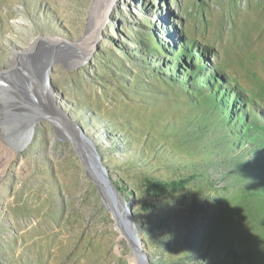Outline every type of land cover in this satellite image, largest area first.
<instances>
[{"label":"rangeland","instance_id":"374dc122","mask_svg":"<svg viewBox=\"0 0 264 264\" xmlns=\"http://www.w3.org/2000/svg\"><path fill=\"white\" fill-rule=\"evenodd\" d=\"M110 1L0 0V72L28 35L64 38L54 104L134 230L44 114L24 146L0 132V264H264V0Z\"/></svg>","mask_w":264,"mask_h":264},{"label":"bare ground","instance_id":"6f19581e","mask_svg":"<svg viewBox=\"0 0 264 264\" xmlns=\"http://www.w3.org/2000/svg\"><path fill=\"white\" fill-rule=\"evenodd\" d=\"M113 0L110 1L112 3ZM110 6H112L110 4ZM109 10H107L108 14ZM107 14H105L104 18L101 20H98L96 23V30H97V36H99L98 32L100 28L103 26V24L107 20ZM24 20V19H23ZM39 38H42L47 44H51L54 47H46L43 41H41ZM92 36L89 37V40L91 41L89 46H87V49L90 50L93 48L94 43L96 42V38L91 39ZM26 41L24 42L21 49H13V51L8 55L10 67L7 69H4L0 72V132L1 133H10V131L18 134H22L23 131L21 129L31 127L34 125V119L39 115L44 114H51L54 119H57V126L60 128V130L63 133H69L71 132L73 134H78V126L74 123H72L69 118L65 117L63 114H61L57 109L56 105L49 102V99L46 98V93L49 94V88H52L53 85V78L50 71L51 66V59L54 55L64 57L69 56L67 47L68 45L65 44L62 40L64 38H61L60 36L55 35H38V34H32L28 35V37H25ZM62 39V40H60ZM34 42L37 43V45L34 48H31L32 45H35ZM74 46V45H73ZM77 48L80 49L77 45H75ZM48 48H54L57 51L50 52L47 51ZM43 49H46L43 54ZM61 49V50H60ZM78 49V50H79ZM41 50V51H40ZM93 51V50H92ZM40 52V54H37ZM71 52V51H70ZM82 54V53H80ZM73 59H71L73 64H83L86 61V58H83L82 56H71ZM25 70V75H20V71ZM23 77V80L21 78ZM9 78H15V81H20L26 83L28 87H25L24 83L18 84V86L15 85L13 87H10L14 93L17 91V87H25V91L28 90L27 94H25L28 98H32L34 101L30 104L32 106L23 107L20 105H17L14 101L3 102V99H1L2 95L6 94L5 84L7 83ZM4 87V89L2 88ZM9 86V85H8ZM8 90V89H7ZM10 91V90H9ZM13 93V94H14ZM9 96V95H8ZM11 96V95H10ZM6 97V96H5ZM57 101H60L61 98L58 97L55 98ZM8 100V99H7ZM4 103L11 104L15 108H20L21 111H23L22 114H18V116H15V119H18L22 121V124H17L16 126L9 125V119L8 118V112L6 109H4ZM13 103V104H12ZM17 105V106H16ZM6 108V107H5ZM14 108V109H15ZM16 114V113H14ZM50 115V116H51ZM6 119L8 120V123L6 122ZM33 124V125H32ZM8 129V130H7ZM26 129V130H27ZM84 140V139H83ZM86 141V140H85ZM81 142V139H80ZM89 142V141H87ZM82 143V142H81ZM88 144V143H87ZM84 145V144H83ZM90 145V144H88ZM82 147V146H81ZM84 148V147H83ZM89 150V149H88ZM97 158V155L94 154ZM125 215L128 221V214H127V208H125ZM129 222V221H128ZM131 224V222H129Z\"/></svg>","mask_w":264,"mask_h":264},{"label":"water","instance_id":"95a60500","mask_svg":"<svg viewBox=\"0 0 264 264\" xmlns=\"http://www.w3.org/2000/svg\"><path fill=\"white\" fill-rule=\"evenodd\" d=\"M24 85H25V87H28V85L26 83H24ZM25 87H23V88H25ZM27 92H28V90L26 91L25 94H27ZM45 96L52 103H55V101H56L55 97L56 96H54L53 89L49 88V94L46 93ZM13 99H14L15 103H17V105L21 104V106H23L24 108L27 106H31L30 104L34 101L32 98H28L26 95H25V97L20 98L19 101H18V99H15V98H13ZM10 108L11 109H6L5 104H4V109H6L10 115H11V112H14V113H18V112L20 113L21 112L17 108L15 110H12V106H10ZM31 108H32V106H31ZM43 116L44 115H42V114L37 116L34 119V122L38 123V122L42 121L44 119ZM17 122L18 121H16L15 123H17ZM53 122H54V120H53ZM32 129H33V127L30 130H32ZM77 130H79V129H77ZM58 131H59V133H62L63 135H66L67 137H69V141H70L72 147L77 152L78 156L81 158V160H82V162H83V164L87 170V175L95 181V183L97 185L98 192H99V194L103 200L105 207L113 213V215L117 221V224L119 226H121L124 229V231H125V227H127V226L132 228V223L129 224V222H131L130 217L128 218V221H129L128 222L126 219V215H125V208H127V214H129L128 207H126V206L123 207V211L120 214H117L111 205L112 202H114V200L118 201L119 196H118V193L116 191V187L112 183L107 172L104 170L103 167L99 166L98 158L93 156L94 153H92L93 155H91V156H87L83 153V150L80 148L79 143L77 141V137H79V136L76 137L73 135L65 134V133L61 132L59 129H58ZM9 134L11 137L19 140V142L21 143L22 146L26 145L29 142L30 137H31V135H29L28 137L26 136V138L24 139V137H21L20 134H18V133L16 134L12 131H10ZM79 134L82 135L80 132H79ZM14 154H15V152L8 154L9 155V162L8 163L12 162ZM131 230L133 231L134 229L132 228ZM130 238L132 239V241L137 246V243H136L137 240H134V238L132 236H130Z\"/></svg>","mask_w":264,"mask_h":264}]
</instances>
